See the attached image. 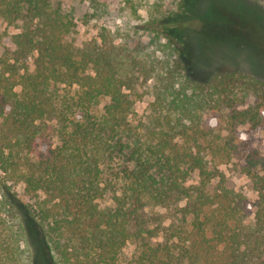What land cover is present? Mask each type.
<instances>
[{"label": "trees", "instance_id": "trees-1", "mask_svg": "<svg viewBox=\"0 0 264 264\" xmlns=\"http://www.w3.org/2000/svg\"><path fill=\"white\" fill-rule=\"evenodd\" d=\"M123 1L144 11L151 52L103 27L74 47L53 0H0V19L21 23L0 55V264H32L26 220L54 264H264V153L247 156L255 202L210 165L248 147L234 126L264 129V80L190 79L174 34L195 32L186 0L169 16L166 0Z\"/></svg>", "mask_w": 264, "mask_h": 264}, {"label": "rangeland", "instance_id": "rangeland-1", "mask_svg": "<svg viewBox=\"0 0 264 264\" xmlns=\"http://www.w3.org/2000/svg\"><path fill=\"white\" fill-rule=\"evenodd\" d=\"M53 0L60 7L64 20L70 22L68 42L80 47L95 38L100 28H105L116 43L149 53L154 49L152 35L144 30V11L134 14L123 0ZM186 13L181 19L195 26V32H175L183 42L186 75L197 81H207L217 73L243 72L264 80V0H186ZM176 12V1L166 0L165 14ZM21 23H8L0 19V55L11 46V37L20 30ZM29 71H33L29 61ZM148 86L139 89L140 97L135 111L142 116L151 101ZM107 99L102 100L105 104ZM233 128V127H232ZM231 130V128H230ZM223 131L222 140L237 134L248 147L233 149L229 155L213 157L210 165L224 175V185L243 193L250 201L257 199L246 170L247 156L264 153V129L252 133L248 126H234L235 133ZM54 143V141H53ZM37 150L34 156H40ZM17 198L26 205L33 204L34 197L23 185H13ZM109 202H102L104 207ZM27 245L31 250L32 264H54L39 231L26 220Z\"/></svg>", "mask_w": 264, "mask_h": 264}]
</instances>
